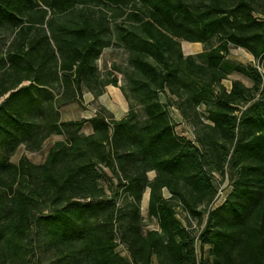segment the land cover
I'll use <instances>...</instances> for the list:
<instances>
[{
	"label": "trees",
	"instance_id": "16d2710c",
	"mask_svg": "<svg viewBox=\"0 0 264 264\" xmlns=\"http://www.w3.org/2000/svg\"><path fill=\"white\" fill-rule=\"evenodd\" d=\"M111 23L144 121L131 107L118 119L101 110L61 121L59 109L78 102L83 86L94 96L117 86L99 81L95 65ZM180 41L202 45L199 61L183 55ZM231 47L261 68L228 61ZM232 72L252 85L232 80L226 89ZM168 107L192 139L176 133ZM87 122L91 133H79ZM50 135L64 140L42 163L10 162L20 145L37 151ZM103 168L115 179L108 195ZM226 171L231 190L216 204L213 175ZM147 190L157 229L143 232ZM175 205L201 221L197 234ZM116 236L129 260L115 251ZM154 259L264 264V0H0V264Z\"/></svg>",
	"mask_w": 264,
	"mask_h": 264
},
{
	"label": "rangeland",
	"instance_id": "374dc122",
	"mask_svg": "<svg viewBox=\"0 0 264 264\" xmlns=\"http://www.w3.org/2000/svg\"><path fill=\"white\" fill-rule=\"evenodd\" d=\"M93 10H98V7H90ZM111 39L109 46L102 49L101 54L95 62L97 75L99 81H108L115 78L117 80V86L106 85L103 87L102 94L94 96L86 87H82V98L75 103L62 106L59 109L61 121H75L80 119H89L97 114L99 111H104L106 115L110 114L112 118L118 119L124 116L130 107L137 114V121L142 123L144 121V114L141 107L137 104L132 94L130 93L127 85L126 76L130 73L131 68L128 65L127 51L117 40L116 32L113 28V24H110V34L108 36ZM5 39H10L9 33L6 34ZM10 41V40H9ZM214 43V41H212ZM190 44V45H189ZM180 48L184 56L192 55L197 61V54L202 51V45L198 43H189L186 41H180ZM227 60L232 63H240L243 65L253 64L261 68L262 62H258L253 57L241 48L231 47L230 53L227 56ZM232 80H238L245 86L250 87L251 81L241 74L232 72L228 74L227 78L223 80L222 85L229 89L230 82ZM26 84V83H23ZM162 101L164 98L161 97ZM199 111L205 112L204 106H200ZM168 112L173 122L175 123V131L178 135H183L188 139H192V129L186 122L182 121L178 112L173 107H168ZM79 133L89 134L91 133V127L89 123H85L80 129ZM64 140L63 135H50L45 139L37 151L26 150L23 145H20L13 156L10 158V162L16 164L21 156L26 157L33 164H40L45 160L48 150L56 142ZM106 176H103L99 181V184L105 190L108 195V187L110 183H115V179L112 177L110 171L107 168H103ZM148 178L151 180L154 177L153 172H148ZM231 178L228 171L224 175L214 173L212 183L216 189V204H219L223 198H225L231 190ZM163 195L168 197L169 194L163 191ZM147 201H148V190L143 194L142 201L140 204V216L142 218L143 232L147 230H156L157 223L147 214ZM176 216L180 222L188 228L192 229L193 234H197L201 228V221L195 218L186 219V214L178 205H175ZM202 220V223L204 221ZM118 242V236H116ZM197 254L199 256L206 255L208 246H203L200 249L197 246ZM115 251L123 258L129 260V254L126 247L118 242ZM153 264H157L154 259Z\"/></svg>",
	"mask_w": 264,
	"mask_h": 264
},
{
	"label": "built area",
	"instance_id": "2783aa9c",
	"mask_svg": "<svg viewBox=\"0 0 264 264\" xmlns=\"http://www.w3.org/2000/svg\"><path fill=\"white\" fill-rule=\"evenodd\" d=\"M223 200H224V198L221 200V202H222ZM221 202H220V203H221Z\"/></svg>",
	"mask_w": 264,
	"mask_h": 264
},
{
	"label": "crops",
	"instance_id": "0c3cea01",
	"mask_svg": "<svg viewBox=\"0 0 264 264\" xmlns=\"http://www.w3.org/2000/svg\"><path fill=\"white\" fill-rule=\"evenodd\" d=\"M198 44H200V43H198ZM201 45V44H200Z\"/></svg>",
	"mask_w": 264,
	"mask_h": 264
},
{
	"label": "bare ground",
	"instance_id": "6f19581e",
	"mask_svg": "<svg viewBox=\"0 0 264 264\" xmlns=\"http://www.w3.org/2000/svg\"><path fill=\"white\" fill-rule=\"evenodd\" d=\"M190 45V44H189Z\"/></svg>",
	"mask_w": 264,
	"mask_h": 264
}]
</instances>
